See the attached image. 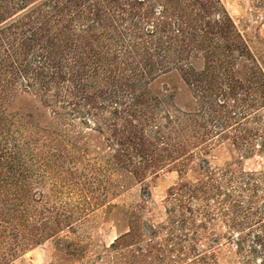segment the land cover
<instances>
[{
	"label": "trees",
	"instance_id": "trees-1",
	"mask_svg": "<svg viewBox=\"0 0 264 264\" xmlns=\"http://www.w3.org/2000/svg\"><path fill=\"white\" fill-rule=\"evenodd\" d=\"M220 144L264 160V56L222 0H0V264L50 241L81 260L113 178L166 168V217L143 216L146 192L114 258L220 264L227 242L264 264V166H213Z\"/></svg>",
	"mask_w": 264,
	"mask_h": 264
},
{
	"label": "rangeland",
	"instance_id": "rangeland-1",
	"mask_svg": "<svg viewBox=\"0 0 264 264\" xmlns=\"http://www.w3.org/2000/svg\"><path fill=\"white\" fill-rule=\"evenodd\" d=\"M226 9L235 20L240 32L249 46L259 55L264 56V0H222ZM32 98H17L12 108L22 115L29 112L44 125H51V120L38 106L32 104ZM79 150H84L83 144H77ZM90 156L97 153L96 144H90ZM76 158L78 154H75ZM213 166H223L230 163H240L247 172L259 171L264 166L261 157L241 159L228 144L213 147L205 155ZM198 163V162H197ZM190 176L193 177L191 172ZM124 181V180H123ZM179 181V175L173 168H166L155 176L148 178L144 186L132 181L121 182L120 177H114L112 192L105 199L106 206L97 211L87 234L91 237L84 240L87 253L81 260L71 258L55 242L29 249L18 248L13 257H7L3 264H123L122 259L114 258L108 251L115 241L129 229V214L133 208L141 204L145 193L149 191L150 200L146 204L143 216L149 219L163 220L166 217L164 200L170 188ZM125 186V187H123ZM147 189V190H146ZM115 194H112L114 193ZM220 264H239L233 245L223 242L218 247Z\"/></svg>",
	"mask_w": 264,
	"mask_h": 264
}]
</instances>
